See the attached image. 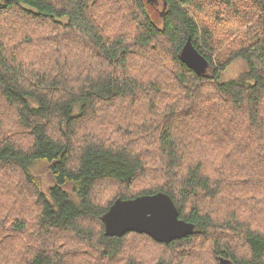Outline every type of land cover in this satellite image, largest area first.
Instances as JSON below:
<instances>
[{"label": "trees", "instance_id": "trees-1", "mask_svg": "<svg viewBox=\"0 0 264 264\" xmlns=\"http://www.w3.org/2000/svg\"><path fill=\"white\" fill-rule=\"evenodd\" d=\"M14 11L33 34L4 25ZM160 191L192 234L105 235L118 198ZM222 258L264 264V0H1L0 264Z\"/></svg>", "mask_w": 264, "mask_h": 264}, {"label": "water", "instance_id": "water-1", "mask_svg": "<svg viewBox=\"0 0 264 264\" xmlns=\"http://www.w3.org/2000/svg\"><path fill=\"white\" fill-rule=\"evenodd\" d=\"M181 59L198 74L207 71L209 62L189 40ZM106 236H123L127 232L147 233L158 242H171L195 231V224L180 218L179 208L172 196L164 191L144 194L131 199L118 198L102 216ZM223 264L231 260L222 258Z\"/></svg>", "mask_w": 264, "mask_h": 264}, {"label": "rangeland", "instance_id": "rangeland-1", "mask_svg": "<svg viewBox=\"0 0 264 264\" xmlns=\"http://www.w3.org/2000/svg\"><path fill=\"white\" fill-rule=\"evenodd\" d=\"M0 2H1V0H0ZM158 7L161 8V4H159ZM151 13H153L155 18H157V19L159 18L158 12L155 9H153V7H151ZM4 21H5L4 25H10V24L16 25L18 27L20 33H21V36L23 35V33H25V34H31L32 33L33 34V32L31 31V28L29 27V20H27L24 16H22L17 11H14V12L10 13L9 15H7V19H5ZM38 32H49V31H47V29L44 27L42 30H38ZM38 32H37V34H38ZM57 32L61 33V31H51V33H53L54 35ZM37 34L32 35V36L36 37ZM54 35H52V36H54ZM42 38H45V36H43ZM51 44H52L51 45L52 48H55V47H57L58 49L60 48V46L57 43H55L54 45H53V43H51ZM75 44H76V46H79L78 42H75ZM65 51H66V53L69 52L70 57L73 58L75 64H77L76 63V62H78L77 57H79L81 54L79 52H77L76 50H68L67 49ZM51 57L55 61V59H54L55 55H53ZM245 69H247V62L242 58L236 59V60L232 61L231 64L229 65V67L227 68L226 72L224 73V79L230 80L232 78H237L238 75ZM37 166L38 167L35 168V173L38 174L40 176V178L42 179V181L44 183V185H43L44 188H47L49 185H51L53 183L52 174L48 170L46 162L42 161ZM249 187H251V186L249 185ZM223 200L224 199H222L221 202H223Z\"/></svg>", "mask_w": 264, "mask_h": 264}, {"label": "bare ground", "instance_id": "bare-ground-1", "mask_svg": "<svg viewBox=\"0 0 264 264\" xmlns=\"http://www.w3.org/2000/svg\"><path fill=\"white\" fill-rule=\"evenodd\" d=\"M185 46H186V45H185ZM184 48H185V47H184ZM184 48H183V49H184Z\"/></svg>", "mask_w": 264, "mask_h": 264}]
</instances>
